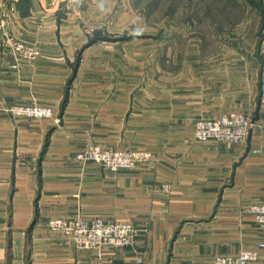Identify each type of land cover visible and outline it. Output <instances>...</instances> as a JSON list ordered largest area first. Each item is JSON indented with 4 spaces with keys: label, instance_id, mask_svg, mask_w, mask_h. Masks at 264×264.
<instances>
[{
    "label": "crops",
    "instance_id": "1",
    "mask_svg": "<svg viewBox=\"0 0 264 264\" xmlns=\"http://www.w3.org/2000/svg\"><path fill=\"white\" fill-rule=\"evenodd\" d=\"M250 44L247 54L232 57V83L226 85L218 58L184 64L185 82L174 85L177 75L169 70L168 90L155 88L150 106L143 91L119 87L106 88L103 103L76 90L63 100L53 78H64L67 59L57 66L62 78L47 65L40 72L33 65L0 72V264H213L217 254L255 247L242 230L258 224L243 213L248 203L264 201V39ZM22 101L52 106L60 122L17 121L4 110ZM90 105L124 114L151 111L152 165L111 172L77 163L75 153L86 141L99 140L90 128L98 123L83 114ZM232 110L255 114L248 143L193 138L197 119ZM79 212L128 219L147 230L127 247L80 250L48 226L50 218ZM256 250L259 259L251 264H264V247Z\"/></svg>",
    "mask_w": 264,
    "mask_h": 264
},
{
    "label": "rangeland",
    "instance_id": "2",
    "mask_svg": "<svg viewBox=\"0 0 264 264\" xmlns=\"http://www.w3.org/2000/svg\"><path fill=\"white\" fill-rule=\"evenodd\" d=\"M263 20L264 0H0V72L19 73L20 70L23 71L24 65H33L36 67L35 71L40 72L47 65L56 72L54 74L58 78H62L57 66L61 59H67L64 78H53V83L63 88V100L71 90H76L78 95L82 92L89 98L95 96L96 102L100 103L106 97V88L119 87L134 93L143 91L141 95H145L144 99L149 100L150 106L155 88L168 90L169 70L176 72L173 73L177 75V80H173L174 85L185 82V74L180 73L184 71V64L208 65L209 62L215 63L218 58V62L223 63L219 65V71L224 76L226 85L232 83V57L239 53L247 54L252 41L264 39ZM63 26L65 29L68 27L64 32ZM51 64L55 66L54 69H51ZM78 77L85 79H77ZM83 82L86 84L81 86ZM37 104L49 106L37 101H22L4 110L17 121L48 119L12 112L14 106ZM104 106L98 110L101 106L90 105L93 109L83 113L90 121L89 124L93 119L94 123H98V127L93 125L90 128L98 131L99 140L86 141L75 153V161L82 164L96 163L111 172L143 164L152 165L155 158L150 148L153 145L154 129L148 123L146 126L147 121L152 122V112L124 114L110 111ZM95 108L98 109L95 111ZM53 111L51 118L59 123L60 113L54 108ZM233 112L243 113L249 119V134L244 142L201 143L218 142L231 146L248 143L254 130L255 114L250 115L240 110L224 114ZM201 119H197L193 125V138L196 141L195 124ZM91 143L101 145L104 150L127 153L132 158L131 164L112 168L109 163L101 160L78 158ZM140 155L147 156L138 158ZM254 203L264 201L248 205ZM244 212L251 214L248 206ZM76 217L130 222L142 228L140 237L147 230L145 226L128 219L102 215L89 218L80 212L55 218ZM262 226L264 224L258 223L254 229L242 230L243 240L255 239L257 247H264ZM66 242L72 244L67 239ZM244 246L235 254L215 255L213 264L218 256H238L246 250L257 252V258L250 264L259 259L256 246Z\"/></svg>",
    "mask_w": 264,
    "mask_h": 264
},
{
    "label": "built area",
    "instance_id": "3",
    "mask_svg": "<svg viewBox=\"0 0 264 264\" xmlns=\"http://www.w3.org/2000/svg\"><path fill=\"white\" fill-rule=\"evenodd\" d=\"M15 114L27 117L51 118L53 108L42 105H18L12 108ZM249 134V119L243 113L223 114L214 119H201L195 124L194 135L200 142L223 141L233 144L244 142ZM147 155H140L143 158ZM78 158L96 159L106 162L110 167L128 166L131 156L114 150L103 149L96 143L89 144ZM248 210L256 221L264 224V203L248 205ZM51 229L60 231L77 249H99L104 246L124 247L132 244L142 234V228L130 222L105 219L52 218ZM264 246V243H262ZM257 258V252L246 250L238 256H218L215 264H250Z\"/></svg>",
    "mask_w": 264,
    "mask_h": 264
}]
</instances>
